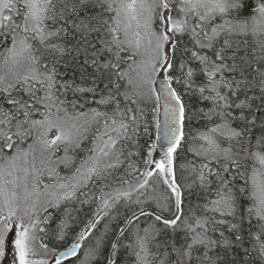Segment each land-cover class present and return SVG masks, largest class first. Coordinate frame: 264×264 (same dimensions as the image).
Here are the masks:
<instances>
[{
    "label": "snow or ice",
    "instance_id": "6c2138e0",
    "mask_svg": "<svg viewBox=\"0 0 264 264\" xmlns=\"http://www.w3.org/2000/svg\"><path fill=\"white\" fill-rule=\"evenodd\" d=\"M264 264V0H0V264Z\"/></svg>",
    "mask_w": 264,
    "mask_h": 264
},
{
    "label": "trees",
    "instance_id": "16d2710c",
    "mask_svg": "<svg viewBox=\"0 0 264 264\" xmlns=\"http://www.w3.org/2000/svg\"><path fill=\"white\" fill-rule=\"evenodd\" d=\"M66 264H67V262H66Z\"/></svg>",
    "mask_w": 264,
    "mask_h": 264
}]
</instances>
